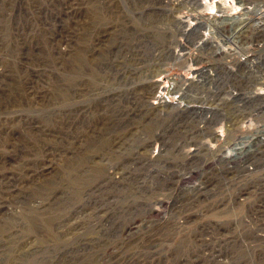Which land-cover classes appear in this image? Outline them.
Segmentation results:
<instances>
[{"label":"rangeland","instance_id":"374dc122","mask_svg":"<svg viewBox=\"0 0 264 264\" xmlns=\"http://www.w3.org/2000/svg\"><path fill=\"white\" fill-rule=\"evenodd\" d=\"M220 5L0 0V264H264V115Z\"/></svg>","mask_w":264,"mask_h":264},{"label":"built area","instance_id":"2783aa9c","mask_svg":"<svg viewBox=\"0 0 264 264\" xmlns=\"http://www.w3.org/2000/svg\"><path fill=\"white\" fill-rule=\"evenodd\" d=\"M238 1L241 3L243 2V6L237 14L227 12L226 7L223 5L219 6L217 16L213 19L218 22L216 25L217 29L216 31L213 30V32L215 36L221 37L223 38V41H227L232 44L231 46L228 45L226 48L230 47V49L235 53L234 58L237 57L238 53H243L242 57H239V59L234 61V64L236 65L237 62L243 63V70L240 74L243 75L244 83L247 87L246 91L243 92V97L249 102L244 101L245 99L240 95L238 99H243L246 114L254 113V115L262 116L264 115V105L262 104L264 102V93H257L255 85L259 82V80H261L259 69L264 76V0ZM251 4V7H244ZM226 16L235 22L234 25L237 26L236 29L231 30L230 28L226 29L225 27L224 28L226 30L222 29L220 19ZM242 35H244V42H240ZM218 44L216 53L219 54L221 52H225L226 49H224L220 43ZM241 45H243L242 48L240 47ZM254 53H259V55L257 57H252V54ZM229 55L231 57V53H229ZM232 70L237 74V69L234 68ZM229 92L233 93L231 90ZM249 96L251 97V101L249 100ZM246 103L249 106H253L251 108H247ZM254 130L257 134L264 136V127L259 126ZM246 166L251 167L247 163Z\"/></svg>","mask_w":264,"mask_h":264},{"label":"bare ground","instance_id":"6f19581e","mask_svg":"<svg viewBox=\"0 0 264 264\" xmlns=\"http://www.w3.org/2000/svg\"><path fill=\"white\" fill-rule=\"evenodd\" d=\"M223 1V0H222ZM201 2V1H200ZM215 5V4H214ZM216 6V5H215ZM239 6V5H238ZM248 6V5H247ZM218 10V9H217ZM218 12V11H217ZM231 18H229L228 16H226V17H224V18H222V19H220L221 20V25H223L224 27H225V25H226V21L228 22L229 20H230ZM214 22H216V21H214ZM217 23V22H216ZM237 28V27H236ZM214 74V73H213ZM211 77H212V79L214 78V75H210ZM263 137V138H262ZM260 136V140H264V136ZM235 145H237V143L235 144ZM245 146L244 147H233V149H232V152H229L227 155H231V154H234V153H243V152H245ZM236 149H241L240 151H238V152H236L235 150ZM248 154V155H247ZM226 155V156H227ZM249 156L251 157V155H250V150L249 151H247V153H246V156H245V158L244 159H246V160H248L247 158H249ZM233 158H236V157H238V154H234L233 156H232ZM243 159V160H244ZM247 169L249 170L250 168H249V166H247Z\"/></svg>","mask_w":264,"mask_h":264}]
</instances>
